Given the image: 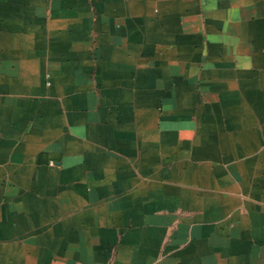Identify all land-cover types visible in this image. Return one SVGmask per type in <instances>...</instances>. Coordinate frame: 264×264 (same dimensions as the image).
<instances>
[{"label":"crops","instance_id":"obj_1","mask_svg":"<svg viewBox=\"0 0 264 264\" xmlns=\"http://www.w3.org/2000/svg\"><path fill=\"white\" fill-rule=\"evenodd\" d=\"M0 264H264V0H0Z\"/></svg>","mask_w":264,"mask_h":264}]
</instances>
